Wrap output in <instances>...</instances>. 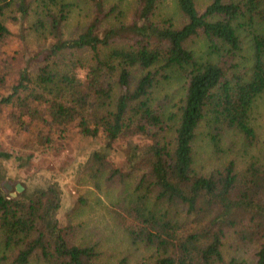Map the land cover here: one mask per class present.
<instances>
[{
    "label": "trees",
    "instance_id": "16d2710c",
    "mask_svg": "<svg viewBox=\"0 0 264 264\" xmlns=\"http://www.w3.org/2000/svg\"><path fill=\"white\" fill-rule=\"evenodd\" d=\"M173 8L0 0V123L28 151L14 159L0 143V179L45 182L25 202L0 182L9 264H101L95 246L75 241L72 216L60 217L59 173L30 168L37 154L76 155L82 139L96 138L106 152L93 151L79 176L96 189L100 179L122 186L109 212L148 251L139 264H264V148L251 123L264 93V0H173ZM73 13L79 20L67 29ZM178 78L175 101L164 91ZM198 132L215 157L208 170L195 165Z\"/></svg>",
    "mask_w": 264,
    "mask_h": 264
},
{
    "label": "rangeland",
    "instance_id": "374dc122",
    "mask_svg": "<svg viewBox=\"0 0 264 264\" xmlns=\"http://www.w3.org/2000/svg\"><path fill=\"white\" fill-rule=\"evenodd\" d=\"M71 1V0H67ZM208 0H198L199 5L203 6ZM167 8L170 12H175L173 8V0H166ZM76 13L71 15V19L67 24V29L75 27L79 20V16H75ZM11 32L14 33L13 41H10V48L18 47V38L16 37V27L13 23L7 22ZM201 42H197L194 45V49L197 53L202 52ZM246 56L250 55L249 45L246 43ZM184 83L181 79H174L167 84L164 92L170 93L173 100L177 98L183 92ZM251 123L255 127L258 136L259 144L261 148H264V93L261 94L254 102ZM8 125L1 122L0 130V143L5 146L7 152H9L15 159L22 158L28 153L27 150H23L18 146H13L9 141L7 134L11 131L7 130ZM9 135V139H10ZM230 137L226 140L228 141ZM71 145L77 144L71 142ZM69 146V145H68ZM195 165L197 169L208 170L214 164V156L212 150L208 144L205 135L202 132H198L195 141ZM67 144H65V147ZM122 147V148H120ZM119 147L120 153H124L126 148L125 145ZM106 152L103 150V144L99 138L93 140L82 139L79 143L76 155L70 153L68 149H58L56 154L51 155H35V158L30 164L31 170H37L39 168H49L54 172L59 173V181L62 188V209L60 217L64 218L71 215L73 223L76 226V238L75 241L93 245L96 247V251L99 253V261L101 264H118L124 261V264H139L144 261L149 253L140 246L132 245L125 234L120 231L113 223L112 217L109 212V206L115 202L122 193V186L114 184H106L103 179H100L98 184L99 189H96L91 182L85 178H80L79 173L85 163L87 157L93 152ZM108 155L113 156L111 152ZM115 157V156H114ZM120 159L119 155H116V160ZM5 179L4 182L11 185L9 182V173L3 174ZM30 180V183L28 181ZM38 184H45L43 177L33 178L28 177L22 179L19 184H22L24 189L22 192H15L16 183L9 190L10 193H16L20 201L25 202L26 198L20 197L21 194L32 193L35 186ZM80 200V201H79ZM82 200V201H81ZM4 255L3 249L0 247V264H9V261L2 259ZM243 258L247 259V254L242 255ZM31 264H35L32 262Z\"/></svg>",
    "mask_w": 264,
    "mask_h": 264
},
{
    "label": "water",
    "instance_id": "95a60500",
    "mask_svg": "<svg viewBox=\"0 0 264 264\" xmlns=\"http://www.w3.org/2000/svg\"><path fill=\"white\" fill-rule=\"evenodd\" d=\"M4 179H5V177L2 176V178L0 179V182L4 184V186L7 188V190H11V189H12V186L9 185V184H7V183H5V182H4ZM28 183H30V180L28 181ZM38 183H39V181H37V185H36V187H39L40 185H42V184H38ZM23 189H24V187H23L22 184H19V183H18V184L15 186V192L20 193V192H22ZM12 193H14V192H11L10 195H11L12 197H16V193H15V195H12ZM21 195H22L23 198H26L27 200L30 199V196H29L27 193H24V192H23Z\"/></svg>",
    "mask_w": 264,
    "mask_h": 264
},
{
    "label": "clouds",
    "instance_id": "9594fccd",
    "mask_svg": "<svg viewBox=\"0 0 264 264\" xmlns=\"http://www.w3.org/2000/svg\"><path fill=\"white\" fill-rule=\"evenodd\" d=\"M9 175H10V176H12V174H11V173H10ZM12 195H15V193H12Z\"/></svg>",
    "mask_w": 264,
    "mask_h": 264
}]
</instances>
